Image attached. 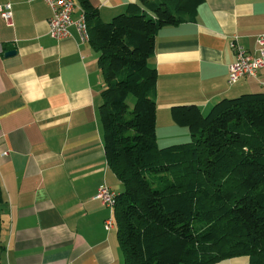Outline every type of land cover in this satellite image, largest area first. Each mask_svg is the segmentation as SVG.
<instances>
[{
	"label": "crops",
	"instance_id": "obj_1",
	"mask_svg": "<svg viewBox=\"0 0 264 264\" xmlns=\"http://www.w3.org/2000/svg\"><path fill=\"white\" fill-rule=\"evenodd\" d=\"M134 1L88 0L103 22ZM4 5L10 19L0 17V264H123L115 225L103 228L108 209L94 199L99 186L122 190L103 153L97 53L73 25L66 38L50 39L51 12L42 1L0 0ZM262 33L264 0H203L192 22L155 32L147 64L156 74L158 148L189 140L171 121L172 106L193 104L205 114L219 99L263 91L264 60L254 79L226 83L230 43L253 53ZM212 264L250 263L236 256Z\"/></svg>",
	"mask_w": 264,
	"mask_h": 264
},
{
	"label": "trees",
	"instance_id": "obj_2",
	"mask_svg": "<svg viewBox=\"0 0 264 264\" xmlns=\"http://www.w3.org/2000/svg\"><path fill=\"white\" fill-rule=\"evenodd\" d=\"M75 1L101 74L104 157L122 185L113 218L123 264H264V91L219 99L205 114L172 106L190 139L155 144V32L192 22L203 0H135L107 22Z\"/></svg>",
	"mask_w": 264,
	"mask_h": 264
},
{
	"label": "built area",
	"instance_id": "obj_3",
	"mask_svg": "<svg viewBox=\"0 0 264 264\" xmlns=\"http://www.w3.org/2000/svg\"><path fill=\"white\" fill-rule=\"evenodd\" d=\"M32 1V0H28ZM42 1L50 10L51 14L47 20L48 36L52 40H60L68 36L67 29L73 25L78 33L81 42L88 41L87 28L82 11L78 8L79 18L73 22L71 14L75 9L72 0H39ZM0 17L7 23L10 19L9 6L0 7ZM234 60L227 67L228 85H233L239 79H254L257 71L263 66L264 60V33L256 35L254 39L253 53L246 52L236 43L229 45ZM1 53V47H0ZM116 194L105 186H99L94 195L103 207L108 209V217L103 221V228L108 230L114 224L113 209Z\"/></svg>",
	"mask_w": 264,
	"mask_h": 264
},
{
	"label": "rangeland",
	"instance_id": "obj_4",
	"mask_svg": "<svg viewBox=\"0 0 264 264\" xmlns=\"http://www.w3.org/2000/svg\"><path fill=\"white\" fill-rule=\"evenodd\" d=\"M73 1H74V0H73ZM242 79H244V78H242ZM260 89L264 91V87H263V88H260ZM189 139H190V138H189ZM188 141H189V140H188ZM188 141H187V142H188ZM182 143H184V142H182ZM182 143H181V144H182ZM185 143H186V142H185ZM179 144H180V143H179ZM176 145H178V144H176ZM172 146H173V145H172Z\"/></svg>",
	"mask_w": 264,
	"mask_h": 264
},
{
	"label": "water",
	"instance_id": "obj_5",
	"mask_svg": "<svg viewBox=\"0 0 264 264\" xmlns=\"http://www.w3.org/2000/svg\"><path fill=\"white\" fill-rule=\"evenodd\" d=\"M8 55V53H6Z\"/></svg>",
	"mask_w": 264,
	"mask_h": 264
}]
</instances>
